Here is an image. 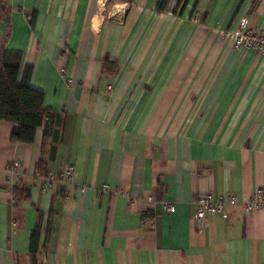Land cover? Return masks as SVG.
Returning <instances> with one entry per match:
<instances>
[{
	"label": "crops",
	"instance_id": "1",
	"mask_svg": "<svg viewBox=\"0 0 264 264\" xmlns=\"http://www.w3.org/2000/svg\"><path fill=\"white\" fill-rule=\"evenodd\" d=\"M172 1L0 0V49L61 122L14 143L0 118V264H264L243 204L264 191V54L230 32H264V0ZM208 192L239 202L202 228Z\"/></svg>",
	"mask_w": 264,
	"mask_h": 264
},
{
	"label": "trees",
	"instance_id": "2",
	"mask_svg": "<svg viewBox=\"0 0 264 264\" xmlns=\"http://www.w3.org/2000/svg\"><path fill=\"white\" fill-rule=\"evenodd\" d=\"M169 2L170 0H160L158 8L166 9ZM3 5L1 11L5 10ZM22 59L19 51L5 46L0 49V118L16 123L11 133V140L14 143L33 142L41 127L44 129V139L51 134L52 141L57 142L60 139V129H52V124L55 121L60 125L61 122L54 120V113L45 105L44 92L30 85L32 66L26 65L22 69ZM55 150L56 146L52 144L50 158H54ZM41 234V224H38L31 234L33 253L37 251Z\"/></svg>",
	"mask_w": 264,
	"mask_h": 264
},
{
	"label": "built area",
	"instance_id": "3",
	"mask_svg": "<svg viewBox=\"0 0 264 264\" xmlns=\"http://www.w3.org/2000/svg\"><path fill=\"white\" fill-rule=\"evenodd\" d=\"M178 0L171 2L172 7H180ZM169 13H173L172 10ZM199 18V13L195 12V19ZM249 18L244 17L240 20L237 27L233 28L231 32L232 46L240 51L255 48L262 54H264V32L253 31L249 27ZM13 171L17 176L21 175V165L15 161L12 165ZM73 167L70 166L67 170V174L71 175ZM56 175H51L49 180H54ZM238 197L235 195H228L222 197H216L212 192H208L199 195L196 199L197 203V216L200 221V226L205 228L208 226V215L211 213H227V206L238 203ZM245 209L248 211H255L260 208H264V191L257 190L246 201H244ZM163 207L166 212L172 213L176 210V206L172 202L165 201Z\"/></svg>",
	"mask_w": 264,
	"mask_h": 264
}]
</instances>
